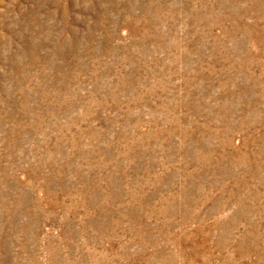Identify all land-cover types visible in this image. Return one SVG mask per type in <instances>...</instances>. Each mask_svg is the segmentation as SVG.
Masks as SVG:
<instances>
[{
	"label": "rangeland",
	"instance_id": "rangeland-1",
	"mask_svg": "<svg viewBox=\"0 0 264 264\" xmlns=\"http://www.w3.org/2000/svg\"><path fill=\"white\" fill-rule=\"evenodd\" d=\"M0 264H264V0H0Z\"/></svg>",
	"mask_w": 264,
	"mask_h": 264
}]
</instances>
